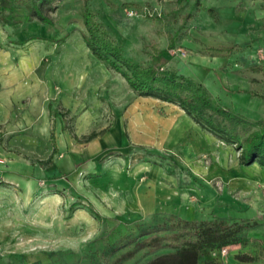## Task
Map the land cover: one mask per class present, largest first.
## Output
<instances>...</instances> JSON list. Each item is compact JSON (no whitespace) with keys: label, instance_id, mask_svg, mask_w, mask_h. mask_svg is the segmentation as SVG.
Returning a JSON list of instances; mask_svg holds the SVG:
<instances>
[{"label":"rangeland","instance_id":"obj_1","mask_svg":"<svg viewBox=\"0 0 264 264\" xmlns=\"http://www.w3.org/2000/svg\"><path fill=\"white\" fill-rule=\"evenodd\" d=\"M34 2L52 23L15 3V24L0 21V264H148L175 249L139 242L179 220L246 226L198 264H264V166L241 164V148L180 106L134 93L88 47L82 15L126 56L148 66L165 51L257 120L264 0Z\"/></svg>","mask_w":264,"mask_h":264},{"label":"trees","instance_id":"obj_2","mask_svg":"<svg viewBox=\"0 0 264 264\" xmlns=\"http://www.w3.org/2000/svg\"><path fill=\"white\" fill-rule=\"evenodd\" d=\"M0 1V21L4 24H15L13 3L21 4L30 11L29 15L43 22H53L52 18L43 14L41 6L34 0ZM200 1L196 0V4ZM5 10H9V13L5 14ZM82 15L86 29L84 38L92 53L104 61L108 68L119 73L137 95L180 106L201 127L241 148V164L258 162L264 166V118L252 120L223 106L203 84L168 67L164 61L165 51L155 52L148 66L141 65L123 53L103 24L94 19L89 8L85 7ZM245 227L223 220H179L173 223V233H152L139 243L151 252L165 247L175 249L148 264H198L205 250L219 249L241 241L240 232Z\"/></svg>","mask_w":264,"mask_h":264},{"label":"built area","instance_id":"obj_3","mask_svg":"<svg viewBox=\"0 0 264 264\" xmlns=\"http://www.w3.org/2000/svg\"><path fill=\"white\" fill-rule=\"evenodd\" d=\"M228 250H229V247H228V246L223 247V248L221 249V251H222L224 254L228 253Z\"/></svg>","mask_w":264,"mask_h":264},{"label":"crops","instance_id":"obj_4","mask_svg":"<svg viewBox=\"0 0 264 264\" xmlns=\"http://www.w3.org/2000/svg\"><path fill=\"white\" fill-rule=\"evenodd\" d=\"M110 69V68H109ZM131 89V88H130ZM132 90V89H131ZM133 91V90H132ZM134 92V91H133ZM135 93V92H134ZM143 97V96H142Z\"/></svg>","mask_w":264,"mask_h":264}]
</instances>
